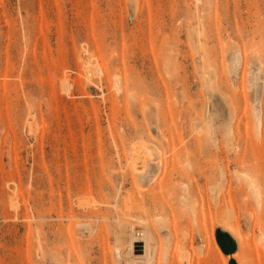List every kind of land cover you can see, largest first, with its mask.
Listing matches in <instances>:
<instances>
[{"label": "rangeland", "instance_id": "1", "mask_svg": "<svg viewBox=\"0 0 264 264\" xmlns=\"http://www.w3.org/2000/svg\"><path fill=\"white\" fill-rule=\"evenodd\" d=\"M129 221L264 264V0H0V264H130Z\"/></svg>", "mask_w": 264, "mask_h": 264}, {"label": "bare ground", "instance_id": "2", "mask_svg": "<svg viewBox=\"0 0 264 264\" xmlns=\"http://www.w3.org/2000/svg\"><path fill=\"white\" fill-rule=\"evenodd\" d=\"M129 223H130V229H131V236H130L129 249H128V252L126 251V254L128 255V253H129V256L130 255L133 256V258L131 259L130 264H145L144 261H142V260L139 261V260H137L136 256H134L135 255V252H134L135 251L134 250L135 247L134 246H135V242L142 241L143 242V246L142 247H144L146 252L148 251L150 253V250H149V248H150V238L148 236V230L144 226L142 227V229L138 230L134 221H129ZM141 226H142V224L140 225V227ZM219 247L221 248L220 245H219ZM145 256H147V253H146Z\"/></svg>", "mask_w": 264, "mask_h": 264}, {"label": "water", "instance_id": "3", "mask_svg": "<svg viewBox=\"0 0 264 264\" xmlns=\"http://www.w3.org/2000/svg\"><path fill=\"white\" fill-rule=\"evenodd\" d=\"M216 238L221 246L222 250L227 254H233L236 252L238 248V243L236 239L232 236V234L223 228L216 229ZM136 248L139 249L143 246L142 241L135 242ZM229 264H239L236 258L231 257L229 260Z\"/></svg>", "mask_w": 264, "mask_h": 264}]
</instances>
